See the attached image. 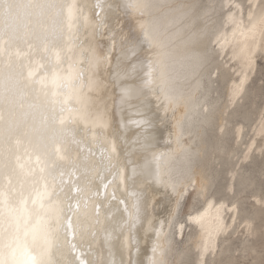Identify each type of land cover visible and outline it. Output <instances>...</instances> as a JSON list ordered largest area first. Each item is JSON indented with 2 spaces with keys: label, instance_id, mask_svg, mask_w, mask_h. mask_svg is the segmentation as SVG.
<instances>
[{
  "label": "snow or ice",
  "instance_id": "obj_1",
  "mask_svg": "<svg viewBox=\"0 0 264 264\" xmlns=\"http://www.w3.org/2000/svg\"><path fill=\"white\" fill-rule=\"evenodd\" d=\"M11 7L10 0H0V12ZM17 7L23 9L19 22L0 26V55L5 53L6 46L11 47L16 42L26 43L29 47L33 42H60L65 21L69 38L73 39L75 34L72 30L87 20L75 0L71 3L66 0H24ZM150 7L141 0H124L122 5L126 17L140 18V31L130 30L128 36L121 35V46L133 53L147 50L151 55H145L143 59L138 57L139 67L144 72L142 83L121 87V99L146 96L145 88H148L156 91L162 101L161 107H174L179 100L168 91L165 43L154 36L145 23ZM199 7L203 27L193 33V39L204 44L202 61L210 62L214 54V58L222 64L236 62L241 67L240 78L232 85L228 105L218 111H213L207 104L202 107L220 140L213 146L215 159L211 169H202L187 183H180L166 173L162 174L158 164L153 168L146 163L141 168L140 175L144 181H151L149 187L160 185L164 189L163 195L173 204L165 220L155 225L149 219L148 188L132 193L134 203L130 207L120 200L123 212L119 207L102 212L104 201L100 200V189L107 190L111 180L105 182L103 174L93 176L98 171L97 167L90 165L83 152L79 162L73 157V153L80 151L82 141L76 138L74 129L63 126V113L73 110L82 112L84 70L70 65L63 74L54 71L50 77L32 79V71L25 76L22 70L12 66L10 60L7 64L0 62V264H165L166 248L159 238L171 226L172 219L182 209L190 192L196 199H203L204 210L196 215L189 214L186 220L199 225L204 234L189 264H217L221 237L224 241L233 233H242L249 240L258 235L264 237V167L258 176L249 171V161L257 149L264 158V110L251 129L246 128L242 114L235 111L249 74L254 70L257 53L264 55V0H222L221 3L210 2ZM46 21L61 26L49 30ZM99 27H104L102 22ZM112 39L115 43V34ZM136 68L137 65L133 64L132 70ZM218 74V70L209 73V80ZM53 88L60 90L61 99H52L56 95L51 91ZM33 95L37 100L41 95L45 98L44 107L50 113L44 116L39 130L35 127L33 110L40 105L32 102ZM77 104L81 107L76 108ZM230 121L232 136L229 139L226 132ZM245 135L244 148L237 151L236 146ZM22 138L35 157L34 164L32 156L22 163L16 154L14 144L19 145ZM157 143V138L149 134L144 136L141 144L145 153H151L153 161H160L165 155L155 151ZM115 154L116 145L113 142L109 150L102 152L99 172L115 173L113 179H123L124 167L119 162L113 163ZM222 174L228 176L224 183L219 179ZM94 179L99 183L94 185ZM256 179H259L261 195L251 194V206L242 205L240 197ZM90 209L96 217V225L101 223L102 215L108 221L102 230L108 249L107 259L92 252L90 245L88 252L82 250L80 217L87 215ZM114 211L119 215L110 219ZM225 212L232 214L228 217L231 223L225 220ZM145 223L156 238L147 261L136 258L138 243L129 248L124 237L125 232L132 233L137 225L143 229ZM177 225L176 234L182 237L185 223L177 219ZM89 235L95 238L96 233L90 230ZM113 249L118 252L119 259H112ZM66 254L71 259H66ZM261 256L264 257V248L261 249ZM260 264H264V259Z\"/></svg>",
  "mask_w": 264,
  "mask_h": 264
},
{
  "label": "bare ground",
  "instance_id": "obj_2",
  "mask_svg": "<svg viewBox=\"0 0 264 264\" xmlns=\"http://www.w3.org/2000/svg\"><path fill=\"white\" fill-rule=\"evenodd\" d=\"M23 2L24 0H10L12 7L5 12H0V26L19 22L23 9L18 8L17 5ZM66 2L71 3L72 0H66ZM75 2L81 7L87 20L82 21L78 28L72 30L75 34L73 39L69 38L65 21L62 24L64 35L60 42L55 44L33 42L31 47L26 43L16 42L11 47L6 46L5 53L0 55V62L7 64L10 60L12 66L22 70L25 76L32 71L34 73L32 79H38L41 76L50 77L54 71L63 74L70 65L84 70L82 112L77 113L73 110L63 113L65 121L63 126L74 129L76 138L82 141L80 151L73 153V157L79 162L80 153L83 152L88 157L90 165L97 167L98 171L93 173V176L103 174L106 176L105 182L111 180L107 190L100 189V200L104 201L102 212L104 209L116 207L123 212V205L119 204L120 200H124L130 207L134 203L132 193L143 192L148 188L151 213L149 219L155 225L158 221L165 220L173 204L163 195L164 189L160 185L149 187L151 181H144L140 175L141 168L146 163H150L153 168L158 164L162 174L166 173L180 183H187L193 175L205 169L209 152L205 136L210 130L207 127L212 125L209 124L202 107L207 104L213 111H218L228 105L232 85L240 78L241 67L235 62L237 77H231L225 84L224 102L219 105L215 97L210 98L214 75L209 80V73L220 68L223 71L226 65L214 58V54L210 62L202 61L204 44L193 39V33L199 32L203 27V17L199 6L210 2L221 3L222 0H141L151 6L146 12L145 23L150 32L162 39L166 46L168 91L179 100L174 107L167 108L161 107L162 101L158 99L156 91L148 88H145L146 96L121 99V87L142 83L144 72L139 67L138 57L143 59L145 55H151V52L147 50L143 53H133L121 46V35L128 36L130 30L139 33L140 18L124 15L122 8L124 0H75ZM97 4L100 5L99 8L96 7ZM100 22L103 23V28L99 27ZM46 26L51 30L61 25L46 21ZM113 34L116 37L115 43L112 39ZM230 54L229 52L228 55ZM133 64L137 65L135 71L132 70ZM223 74L220 79L224 78ZM51 91L56 93L52 97L53 100L61 99L59 89L53 88ZM31 100L40 105L33 110L35 127L39 130L44 116L50 113L44 107L45 98L42 95L39 100L33 95ZM65 107L67 108L68 105ZM80 107L81 105H76V108ZM240 108L241 105L237 104L235 111L239 112ZM57 127L61 125L57 124ZM214 130L217 134L215 128ZM149 134L157 138L155 151L165 153L160 161H153L151 153H145L142 150L143 138ZM113 142L116 145L113 163L119 162L124 167L123 179H113L115 173L108 175L99 172L103 160L102 152L109 150ZM14 146L22 163H26L30 156H32V163H35V157L25 139L22 138L20 144H14ZM61 163L65 162L61 161ZM134 168L135 175H133ZM98 183L99 180H93L94 185ZM195 200L197 199L192 194L186 211L187 216L196 215L204 210L203 199H200L202 203L198 208L193 207ZM116 215L119 213L114 211L113 216L109 218H114ZM178 215L179 211L172 219L171 226L165 229L159 238L160 243L166 248L165 264H189L194 259L195 248L203 239L204 233L201 227L188 222L193 227V231L179 246L176 243V238L181 237L176 234ZM230 215H232L230 212H225V220L229 223H231L228 220ZM124 216L126 218L127 214L125 213ZM95 219L91 209L87 215L82 214L80 217V227L83 232L82 250L88 252L90 245L92 252L102 259H107L108 249L102 230L108 221L102 215L101 223L96 225ZM179 220L187 222L186 219ZM205 224L208 225L207 220ZM90 230L96 233L95 238L89 235ZM124 237L128 241L129 248L133 243H138L139 252L136 253V258L147 261L152 254L151 246L156 242L148 225L145 223L143 229L137 225L132 233L125 232ZM233 250L234 248L231 251ZM225 251H227L226 248ZM113 252L112 259H119L116 249H113ZM224 257L226 258L225 255ZM216 258L219 257L216 256ZM66 259H71V256L66 254Z\"/></svg>",
  "mask_w": 264,
  "mask_h": 264
},
{
  "label": "rangeland",
  "instance_id": "obj_3",
  "mask_svg": "<svg viewBox=\"0 0 264 264\" xmlns=\"http://www.w3.org/2000/svg\"><path fill=\"white\" fill-rule=\"evenodd\" d=\"M257 55L259 56H256L254 70L252 71V73L249 74L248 81L245 85L244 94L241 97L240 102L237 103L241 105L240 111L237 113L242 114L244 124L248 129L255 127L256 122L260 118L259 115H261L262 110H264V55H260L259 53H257ZM225 60H227L226 57ZM234 67H236L235 62L229 61L226 67H223V71H221L220 68L218 70L219 74L214 75L212 78V83H211L212 91L210 98L215 97L218 100L219 105L224 102L225 91H226L225 84L231 79V77L232 78L237 77L236 68L235 71H233ZM222 74L224 78L220 79V76ZM245 116L247 117L246 120H245ZM207 128L210 129L208 135L205 136L207 139V143L209 145V152H208V159L205 162V169H211L215 159L213 145L214 143H219L220 140L218 135L215 134L214 132L215 130L213 126H209ZM231 128H232V122L230 121L229 129L226 132V136L229 139L232 136ZM246 140H247V135H245L243 139L240 141V143L236 146L237 151L242 150L244 148V142ZM257 143H259V138H257ZM262 167H264V158L260 156L259 150L257 149L252 159L249 161V171L254 172L258 176ZM219 179L221 183H224L228 180V176L227 174H222L219 177ZM253 193L256 196L261 195L259 179H256L251 185H249L244 195L240 197L242 205H247L249 207L251 206L250 197L251 194ZM191 195L192 193L190 192V194L185 198L182 209L179 211L178 218L183 221H185L187 217L186 211L191 200ZM194 203L195 204H193V207L198 208L200 207L202 201L200 199H197L194 201ZM185 223L186 224L183 232L184 234L182 235V237L176 238V243L179 246L188 238L190 233L193 231L192 229L193 227L188 222ZM221 241L224 243L222 246V242H221L220 251H219L220 253L217 254V257L219 258H216L217 264H260V261L264 259V257L261 256V249L264 248V237H260L258 235L254 240H249L242 233L240 234L233 233L227 241H224L223 237L221 238ZM225 248L227 251H225ZM230 248L231 250L234 248L233 252L230 250ZM227 253L228 255H226ZM229 254H231V256H229ZM224 255L226 256V258L224 257ZM232 258L234 259L232 260Z\"/></svg>",
  "mask_w": 264,
  "mask_h": 264
}]
</instances>
